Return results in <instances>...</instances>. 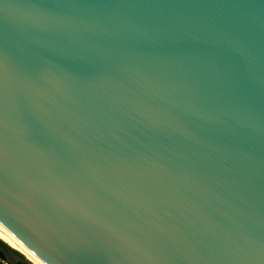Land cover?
<instances>
[{"label":"water","instance_id":"95a60500","mask_svg":"<svg viewBox=\"0 0 264 264\" xmlns=\"http://www.w3.org/2000/svg\"><path fill=\"white\" fill-rule=\"evenodd\" d=\"M0 62V223L45 264H264V0H0Z\"/></svg>","mask_w":264,"mask_h":264},{"label":"bare ground","instance_id":"6f19581e","mask_svg":"<svg viewBox=\"0 0 264 264\" xmlns=\"http://www.w3.org/2000/svg\"><path fill=\"white\" fill-rule=\"evenodd\" d=\"M0 237L9 243L12 247L21 251L26 257L34 264H45L40 258H38L31 250H29L23 243H21L9 230H7L0 223Z\"/></svg>","mask_w":264,"mask_h":264},{"label":"flooded vegetation","instance_id":"af4514ba","mask_svg":"<svg viewBox=\"0 0 264 264\" xmlns=\"http://www.w3.org/2000/svg\"><path fill=\"white\" fill-rule=\"evenodd\" d=\"M0 262L2 263V264H10V263H8V261L6 260V259H2L1 257H0ZM21 264H24V263H21Z\"/></svg>","mask_w":264,"mask_h":264},{"label":"trees","instance_id":"16d2710c","mask_svg":"<svg viewBox=\"0 0 264 264\" xmlns=\"http://www.w3.org/2000/svg\"><path fill=\"white\" fill-rule=\"evenodd\" d=\"M17 252V251H16ZM17 253H19V252H17ZM0 257L2 258V259H5V257L3 256V254L0 252ZM0 264H2L1 262H0Z\"/></svg>","mask_w":264,"mask_h":264},{"label":"snow or ice","instance_id":"6c2138e0","mask_svg":"<svg viewBox=\"0 0 264 264\" xmlns=\"http://www.w3.org/2000/svg\"><path fill=\"white\" fill-rule=\"evenodd\" d=\"M0 73H2V62H0Z\"/></svg>","mask_w":264,"mask_h":264},{"label":"rangeland","instance_id":"374dc122","mask_svg":"<svg viewBox=\"0 0 264 264\" xmlns=\"http://www.w3.org/2000/svg\"><path fill=\"white\" fill-rule=\"evenodd\" d=\"M21 252V251H20ZM24 256L26 257V255L24 254ZM27 258V257H26ZM29 260V259H28ZM32 262V261H31ZM33 263V262H32ZM5 264V263H4ZM34 264V263H33Z\"/></svg>","mask_w":264,"mask_h":264}]
</instances>
